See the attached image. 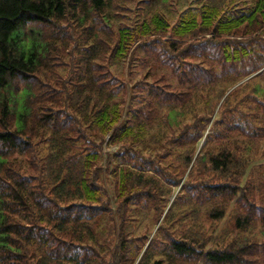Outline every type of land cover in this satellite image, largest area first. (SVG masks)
I'll list each match as a JSON object with an SVG mask.
<instances>
[{"label": "trees", "instance_id": "16d2710c", "mask_svg": "<svg viewBox=\"0 0 264 264\" xmlns=\"http://www.w3.org/2000/svg\"><path fill=\"white\" fill-rule=\"evenodd\" d=\"M115 1L0 0V264H135L138 257V264H264L260 247L246 240L206 249L213 238L194 224L184 235L168 233L173 210L162 205L178 186L180 206L193 212L189 222L203 210L208 222L220 221L233 200L238 209L253 205L254 190H244L238 174L229 178L242 163L239 149L223 140L230 132L264 138V0H178L183 9L174 24L153 9L169 0L145 3L151 9L141 19L139 13L131 26L116 29L109 60L130 62L144 49L178 74L177 93L171 82L161 78L160 86L153 71L147 74L154 84L148 101L127 98L126 88L102 69L111 41L100 32L111 28L105 12ZM68 32L81 42L70 51ZM76 50L78 59L58 77L60 61ZM214 81L219 89L209 94L216 104L207 101L208 114L166 133L160 120L172 126L177 115L172 109L163 117L159 108L183 107L200 82ZM240 91L236 105L257 107L258 124L241 112L239 123L215 133L210 150L196 153L211 116L217 112L221 120ZM108 136L112 155L103 153ZM188 144L189 151L176 155L177 167L164 163ZM188 168L193 177L207 169L214 178L202 172L183 181ZM150 213L161 220L158 231L134 236L130 222ZM249 222L238 216L234 229Z\"/></svg>", "mask_w": 264, "mask_h": 264}, {"label": "rangeland", "instance_id": "374dc122", "mask_svg": "<svg viewBox=\"0 0 264 264\" xmlns=\"http://www.w3.org/2000/svg\"><path fill=\"white\" fill-rule=\"evenodd\" d=\"M151 0H116L112 7L108 8V10L105 12L110 16L112 22H111V28L105 29L104 33L103 31L100 32L102 36V39L104 42H110V46L108 47V52L102 57L101 63L103 65V71L106 73V75L110 77L116 78L120 86H124L126 88V97L129 98L130 94L132 98L135 101L142 100L143 98L148 101V98L146 96V91L149 89L150 85H154L151 82V79L147 77V74H149L151 71H153L154 75V82L156 84H159L160 86L163 85L164 82H158L161 81V78H164L166 82H171L170 84L173 87V90L175 93L181 91V89L178 87V79L177 73H171L169 70L162 68L160 65V61L152 57V55L147 54L146 50L140 49L137 51H134L132 57H130L131 61L128 62L127 59H125L123 62L119 61H110L109 60V52L111 47L113 46L112 41L116 39V29L121 26H131L136 20L139 18L140 13V19L143 17L142 15L147 13V8L151 9V7H147L145 3H149ZM178 0H169L165 4L157 3L156 5H153V9L156 12L163 13L165 17L171 18L170 23L174 24L175 17L177 16V11H181V4H176ZM181 3L184 2V0H180ZM149 5V4H148ZM153 10V11H154ZM96 24H98V21H96ZM100 23L98 26H95V32L98 33ZM103 29V27H102ZM103 33V34H102ZM68 47L67 50L70 51L72 47L78 42L79 45L80 42V35L78 33L74 32H68ZM78 45V46H79ZM204 55L208 56L209 52L204 51ZM79 54L78 50L74 52V55L69 57L65 56L63 58V61H60L61 65L60 68L57 70V76L60 78H64L66 76L67 70L69 69L70 65L72 64L71 61H75L78 59ZM156 58V57H155ZM187 63L195 64L200 66L196 60H186ZM208 61V60H207ZM74 63V62H73ZM175 64H178L177 62ZM129 71H127V69ZM152 74V72H151ZM149 74V75H151ZM216 81V80H215ZM199 83V85H202L200 89L197 91V96L193 99V101L188 102L183 107H160L159 112L162 113V116L164 117L167 115L172 109L175 110V114L177 115V118L175 121H173L174 125L170 126V121L165 118L164 120H160L161 126H163V129H166V133H170L172 130H176V132L179 133V131L187 124V123H193L194 119L198 117H205V113L208 114L207 109L209 107H206L207 101L216 104L215 99H212V96H209L210 92L214 93V90H218L219 88H216L215 83ZM243 82H239L235 85L234 88L241 85ZM262 82H257V84ZM264 86V83H263ZM227 87V86H226ZM225 87V88H226ZM133 88V89H132ZM224 88V89H225ZM179 89V90H178ZM213 89V90H212ZM233 88L226 91V95L232 91ZM185 91V90H184ZM183 91V92H184ZM209 92V93H208ZM249 91H245V94H247ZM196 93H192L191 96H193ZM242 97L241 91L236 93L234 97H231L230 101V108L229 110L224 114V116L221 114V117L223 118L221 120L218 119L217 112H215L211 116V123L206 126L205 133L199 144L196 148V153H199L201 151L205 152L206 150L211 149V145L214 143V137L215 133L224 128L233 127L230 125V123H239L240 122V113L247 114L248 122L257 123V121H254V118L256 117V108L257 107H242L237 106L236 104L239 103L240 99ZM258 99L260 97L257 95ZM212 100V101H211ZM127 101V99H126ZM221 103V102H220ZM219 103V105H220ZM218 105V106H219ZM213 108V107H212ZM218 109V107H217ZM216 109V111H217ZM258 114V113H257ZM262 115L258 114V117H261ZM176 123H179V126H176ZM162 132V131H161ZM190 132H193L192 130ZM227 136L228 138L224 139V142H230L231 145H236L237 149H239V153L236 155L237 159H240L242 161L241 164H239V167L237 169L231 170V176L229 178H232L233 176H241L240 185L243 186L246 191H251L250 197L251 203L254 205H247L242 204V209H238L237 207V200H233L230 203H226L225 207V216L222 220L217 222H208L205 218L207 216L204 215V213L207 210H203L198 214V219L195 220L194 216L192 219L193 222L188 221V217H190L193 212H191L187 205H183V207L180 206V200L177 199L178 194L181 191V187L178 186L176 188H173L174 192L168 198V200L163 201L162 205H164L167 210L172 209L173 213L170 215L173 222L169 225H167L166 230L168 233L173 234H182L183 231L185 232L186 229L190 228V223L196 226L197 230L199 232L203 231L206 233L208 237H212L213 239L210 241L211 243L208 244L207 248L211 247L213 242H224V245L234 243L240 241H248L251 243H255L257 246L260 247L261 253H264V226L261 225L259 217L260 213L262 212V208H264V202L261 201L263 199L264 195V138L259 137L257 138L256 135L252 136L250 133V138L244 137L241 134H235L234 132H230ZM107 144L104 146L103 144V153H109L112 155L116 147L112 146L110 144V141L106 140ZM176 147V146H175ZM192 145H182L180 147H176V151L173 155L168 156V159L165 160L164 163H170V167H177L178 161H176V155L185 153L186 151H189L191 149ZM236 150V149H235ZM173 160V162L171 161ZM236 164V163H235ZM198 167V166H197ZM204 165H201L200 170ZM172 168H170L171 170ZM185 169V168H184ZM179 173L176 175L177 177L181 176L182 170L178 171ZM189 168L186 169L185 172L182 174L183 181L184 180H197L200 178V173L204 172L203 174L206 177L214 178L207 169H203V171H199L198 174H196V171L193 172L196 177H193L194 175H189ZM233 177V178H234ZM239 178V179H240ZM220 179V177H218ZM227 180L228 178H224ZM221 179V180H224ZM229 180V179H228ZM227 180V181H228ZM232 182V181H229ZM262 190L260 193H258L255 190ZM190 210V214L188 213ZM245 211H248L250 214H242ZM185 214H184V213ZM192 213V214H191ZM252 214V215H251ZM165 215L162 216L165 217ZM238 216L241 217H247L250 219V224L247 225L242 230L234 229V219ZM161 224V220L159 223L154 220L153 214H145L138 218V220H133V222H130L129 231L133 233L134 236L138 235H145L149 236L150 238L153 237V235L158 231L157 225ZM162 241V240H161ZM157 246L161 247L162 244H160L159 240L157 241ZM148 245V242L145 244L144 248ZM140 260V257L137 258L135 264H138ZM264 260V258H263ZM198 264H202V262H198Z\"/></svg>", "mask_w": 264, "mask_h": 264}]
</instances>
